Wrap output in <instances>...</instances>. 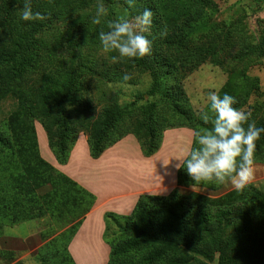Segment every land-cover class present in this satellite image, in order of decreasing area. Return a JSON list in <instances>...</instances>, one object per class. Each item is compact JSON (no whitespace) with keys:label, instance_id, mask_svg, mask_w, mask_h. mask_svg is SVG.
<instances>
[{"label":"rangeland","instance_id":"1","mask_svg":"<svg viewBox=\"0 0 264 264\" xmlns=\"http://www.w3.org/2000/svg\"><path fill=\"white\" fill-rule=\"evenodd\" d=\"M69 1L74 5L72 12L60 14L50 25L37 31L26 41V44H31V49H34L35 55L39 57V62L33 69L26 70L22 79L15 84L12 83L14 84L12 89L0 97V133L11 141L14 139L12 124L16 126L17 119L22 120L21 126L28 128L29 134L32 137L34 134L37 138V144L34 142L28 146H31L32 152H39L43 159L37 131L44 128L37 119L30 116V110L24 108L22 101L30 105L29 97L42 87L41 78L44 74H51L56 80L63 81L66 74L72 70L77 71L78 77H85V97L93 102L94 111L87 115L86 120L78 113H72V133L68 139L71 150L80 136L84 135L88 141L86 130L90 124L98 119L104 110L114 106L125 108L128 105V108L117 121L110 141L135 132L140 122H144V125L152 129L156 141L161 132L171 126L189 127L194 130L195 137L196 131L202 132L212 126L211 118H214V113L209 112L208 124L200 119L202 112H208L209 92H218L221 96L227 93L236 100H241L243 98L240 95L248 92V86H252V89L258 86L260 90L253 92L246 105L239 109L250 111L252 120L257 124L264 120V0H211L213 6L208 7L203 6L202 1H186L180 5L182 11L186 15L193 14L200 26L189 36L191 39L183 47L167 48L159 45L161 39L167 36L165 31H157L155 34L151 28L150 32L145 34L150 40L158 41V44L156 42L157 50L158 46L160 47L158 51L179 58L180 67L166 80L164 91L174 93L170 97L148 96L146 92L151 86L149 73L145 70L127 71L122 66L123 61L111 62L110 55L115 53L104 54L98 41L99 32L107 30L109 20L125 14L131 18L146 8L153 12V23L163 24L164 30L172 31L168 25H173L176 19L169 21L163 19V13L161 15L159 10L166 11L161 0H134L131 8L125 0ZM100 3L108 10V14L101 17V24L95 25L91 20L96 15ZM205 48L215 49L216 56L207 53ZM237 55L239 56L235 57ZM116 65L129 76L128 80L115 78L114 75L117 74L112 70L108 78L87 71L94 68L98 73L104 69L107 72L109 66ZM149 104L154 105L151 120H148L145 111V106ZM20 145L26 147L25 143H15L17 150ZM50 150L52 151L51 148ZM253 168L254 178L247 186L251 188L250 190L245 188L242 191L243 199L237 201L238 191L230 183L194 182L185 174L186 181L178 185L177 191L188 206L189 216L194 217L207 211L210 225L224 212L229 214V211L233 212L230 217L234 221L236 209L248 210L254 218L262 217L264 204L256 191L264 195V146L262 155L256 156L254 153ZM48 189L49 187L38 189L32 196L28 194L27 199L38 200ZM85 194L84 197L87 195ZM2 204L12 208V149L0 145V209L3 211ZM166 205V202L156 203L153 210L157 217L161 215ZM42 209L38 205L34 209V216L39 215ZM76 212L80 214L79 210ZM3 216L4 214L0 216L2 264H62L67 259L63 253L64 237L66 235L70 237V242L81 226V223L73 222V227L79 224L78 228L75 231L72 226L68 228L72 222L70 220L76 216L75 213L69 217L70 219H59L57 222L50 221L46 216L15 226H12L11 220ZM119 216L117 222L112 221L113 230L109 231L108 235L113 244L122 243L130 237L129 233L119 226L128 223L126 217ZM62 230L64 232L59 235ZM104 241L106 242L105 238ZM52 242L61 246L56 247L53 244V247L49 248L48 245ZM106 244L111 253V245L107 242ZM140 258V254L133 253L130 260L136 261ZM109 260L110 254L108 262ZM210 264H218L217 258Z\"/></svg>","mask_w":264,"mask_h":264},{"label":"trees","instance_id":"2","mask_svg":"<svg viewBox=\"0 0 264 264\" xmlns=\"http://www.w3.org/2000/svg\"><path fill=\"white\" fill-rule=\"evenodd\" d=\"M186 1L191 0H161L166 11L159 10L161 15L163 13V19L169 21L175 18L176 22L168 25L172 31L164 30L163 24L153 23L152 29L155 34L158 33L157 31L167 33L166 38L161 39L159 45L167 48L183 47L191 39L189 36L199 28L198 19L193 14L186 15L180 7ZM198 1H202L203 6H213L211 0ZM22 6V0H0V97L22 79L26 70L33 69L39 62V57L35 55L34 49H31V44H26V41L37 31L50 25L60 14H69L74 10V5L69 0H32L33 10L45 14L46 19L42 22H24L18 16L19 8ZM151 42L149 55L132 60L125 59L122 66L127 71L145 70L149 73L151 86L146 92L148 96L170 97L174 93L164 91L166 80L180 67L179 58L158 51L160 47L158 46L157 50L156 39ZM204 50L216 56L215 49ZM110 70L117 74L114 75L115 78L123 79L125 76L124 70L118 65L109 66L107 72L104 69L101 72L103 75L98 73L97 69H87L88 72L99 74L103 78L110 76ZM78 76L77 71L72 70L66 74L63 81H58L53 75L44 74L41 78L42 87L29 97L30 105L22 101L24 108L30 110V116L42 124L48 135L49 146L60 164L68 162L71 152L68 139L72 133V113H78L86 120L87 115L94 111L93 102L85 97V77ZM252 88L248 86V92L240 95L243 99L236 100L234 108L239 109L246 105L250 95L260 90L258 86ZM127 108L128 105L125 108L114 106L106 109L90 124L86 133L92 158H99L107 148L130 134L137 138L145 156H152L159 150L165 130L156 141L152 129L144 125V122L137 124L135 132L110 141L117 121L123 113L125 114ZM153 110V104L145 106L148 120L153 118ZM21 121L17 119V125L12 124L14 134L12 141L0 133V145L12 149V208L2 204L3 211L0 209V216L4 214L3 218L11 220L12 224L35 219L38 215L34 216L33 212L38 205L43 208L42 210L56 216L58 220L69 218L74 213L76 215V211H80L83 206L82 196L80 197L83 191L69 177L44 161L39 152L31 151V146L28 144L34 142L37 144V138L33 133V137L29 134L28 128L21 126ZM257 126H264V120ZM145 127L146 129H143ZM177 127L181 126L170 128ZM15 143H25L26 147L20 145L17 150ZM195 146L197 145L194 139L193 147ZM263 146L264 134L256 141L254 149L256 156L262 155ZM185 174L182 165L178 174V185L185 183ZM43 187L49 189L40 196V199H27L28 194L32 196L33 192ZM246 188L250 190L251 187ZM76 190H79V195L76 194ZM242 191L237 192L236 201L243 199ZM256 194L262 198L258 197L264 204L263 193L256 191ZM165 202L167 204L165 209L157 217L153 207L156 203ZM207 213L203 211L190 217L188 206L177 189L168 196H142L133 213L125 216L128 223L119 225L130 235L126 241L119 244H113L108 235L109 231L113 230L112 221L117 222L120 216L106 213L104 238L111 245L108 264H210L215 258L218 264H264V214L260 218H254L250 211L236 209L234 221L230 217L233 212L229 211V214L224 212L215 223L210 225ZM79 224L72 228L73 231ZM69 240L70 237L66 235L63 251L67 257L65 262L76 264L68 250ZM52 245L61 246L52 242L49 243V248ZM133 253L140 254L141 258L136 261L130 260ZM65 262L62 264H66Z\"/></svg>","mask_w":264,"mask_h":264},{"label":"crops","instance_id":"3","mask_svg":"<svg viewBox=\"0 0 264 264\" xmlns=\"http://www.w3.org/2000/svg\"><path fill=\"white\" fill-rule=\"evenodd\" d=\"M37 132L43 159L83 191L80 193L83 199L80 214L77 213L68 225L69 228L73 227V222L81 223L68 243L76 264H107L110 248L104 241L105 214L128 216L142 196L171 194L178 188L182 161L194 143L193 129L170 128L163 132L159 150L152 156H145L137 138L130 134L95 159L90 154L87 138L82 135L72 148L68 162L60 164L50 150L44 129ZM75 192L79 195V190ZM82 193L87 195L84 197ZM42 211L35 219L47 216L50 221H58L56 216Z\"/></svg>","mask_w":264,"mask_h":264},{"label":"clouds","instance_id":"4","mask_svg":"<svg viewBox=\"0 0 264 264\" xmlns=\"http://www.w3.org/2000/svg\"><path fill=\"white\" fill-rule=\"evenodd\" d=\"M128 7H132L134 0H125ZM18 16L24 22L44 21L46 15L34 11L32 0H22ZM108 14V10L100 3L96 15L91 23L101 24V17ZM153 25V12L144 9L129 18L126 14L114 20H109L107 30L100 31L98 41L100 50L110 55L113 63L125 59L143 58L150 54L152 42L146 33ZM124 80L129 76L125 75ZM235 97L225 93L209 92L207 95L208 112H202L200 119L208 124L210 113L211 128L202 132H195V143L186 158L182 161L184 171L194 182H228L237 190H244L254 178V149L256 141L264 134V126H257L252 120L250 111L234 108ZM2 264V262H0Z\"/></svg>","mask_w":264,"mask_h":264}]
</instances>
